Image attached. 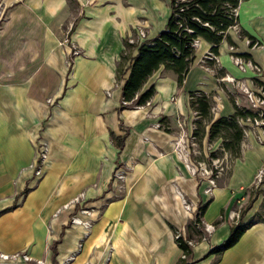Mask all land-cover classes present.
I'll return each mask as SVG.
<instances>
[{
    "label": "crops",
    "instance_id": "obj_1",
    "mask_svg": "<svg viewBox=\"0 0 264 264\" xmlns=\"http://www.w3.org/2000/svg\"><path fill=\"white\" fill-rule=\"evenodd\" d=\"M67 1L0 0V252L26 250L53 264L52 244L57 242L55 264L72 253L67 264H175L182 250L174 228L184 235L197 205L209 201L202 221L213 228L207 239L193 244L190 264H212L215 256L204 255L228 236L230 212L245 205L243 191L264 164V144L249 134L222 180L212 185L200 178L188 166L194 119L189 92L199 90L212 98L214 119L234 111L230 96L244 104L233 85L221 78L228 74L257 86L261 77L241 72L230 55L249 53L264 71V47H250L233 29L243 27L264 41V0L239 3L238 24L228 29L234 50L223 39L218 62L206 61L211 44L199 39L181 87L174 73L160 67L141 89L155 85L149 103L123 110L124 81H116L123 39H135L133 30L149 23L154 28L147 30V38L154 37L165 26L169 0L159 26L153 24L152 0H129L122 9L76 0L75 13ZM74 16L79 19L70 38L82 54L69 68L68 51L59 46L57 35L62 22ZM136 52L133 48L131 57ZM162 116L169 132L157 126ZM110 132L126 133L122 149L113 144ZM181 134L180 147L176 142ZM41 143L46 157L36 175ZM197 145L206 155V134ZM118 165L126 170L124 191L112 196ZM25 188L29 190L23 195ZM81 192V205L93 210L88 234L69 222L80 206L69 202ZM256 210L252 206L244 220ZM216 264H264V221L249 227Z\"/></svg>",
    "mask_w": 264,
    "mask_h": 264
},
{
    "label": "trees",
    "instance_id": "obj_2",
    "mask_svg": "<svg viewBox=\"0 0 264 264\" xmlns=\"http://www.w3.org/2000/svg\"><path fill=\"white\" fill-rule=\"evenodd\" d=\"M241 1L243 0H169L170 12L165 26L154 37L141 42H130L129 36L125 37L123 39L124 50L120 53V60L117 62L116 68V81L122 79L124 81L121 86L119 110L143 106L153 97L156 92L154 84H151L144 91H141V89L148 78L160 67L163 68L162 72L170 71L174 73L177 86L181 87L184 77L196 57V48L193 45L195 40L203 39L210 43L209 51L216 55L218 54L219 44L223 39H226L230 46L236 47V44L228 35V29L238 24L236 9ZM78 19L79 17L72 22L68 36L74 31ZM238 35L242 39H248L250 47L254 45L264 47V41L259 40L243 27H239ZM133 48H136L137 52L131 57ZM235 54L250 58V54L246 52H236ZM128 59L130 63L124 69L122 67L123 62ZM68 60L70 68L73 62L71 54L68 56ZM126 72L127 76H124ZM256 83L264 87V74L262 78L256 80ZM189 96L190 107L197 112V118L192 121L194 124L192 131L194 140L202 143V138L206 134L207 143L218 142L217 149L209 153L210 158L221 157L224 152H227L231 165L232 161L240 155L241 144L244 140V132L239 119H244L252 114V111L237 105L230 96L234 111L214 119L211 111L214 102L209 95L196 90L189 92ZM166 120V116L159 119V128L169 132L170 129L167 127ZM206 125H208L207 131L205 129ZM126 133L118 136L110 132V138L119 150L124 146ZM189 155L194 162L204 160L210 163L209 157L204 158L203 154L196 157L191 149ZM213 172H215V169H213ZM225 173L228 174L229 169ZM214 175L215 173H213ZM250 187L243 191V194L247 195V199L249 197L248 189L252 188ZM28 190L29 188H25L22 194L25 195ZM253 200L247 204L245 203L240 208L238 219L231 221L228 236L220 244L212 246L204 255V257L215 256L212 264H216L223 252L235 245L249 227L257 222L264 221V207L256 210L252 216L244 220L246 212L254 202ZM208 202L197 205L193 217L185 226L184 235L174 228L175 242L185 255V258H180L178 261L184 264H190L193 261L192 244L208 237V232L204 230L202 221ZM220 221L221 218L217 219L213 222V225H217ZM56 243L52 244L53 264H55Z\"/></svg>",
    "mask_w": 264,
    "mask_h": 264
},
{
    "label": "built area",
    "instance_id": "obj_3",
    "mask_svg": "<svg viewBox=\"0 0 264 264\" xmlns=\"http://www.w3.org/2000/svg\"><path fill=\"white\" fill-rule=\"evenodd\" d=\"M144 36H145V34H144L143 30L141 28H139L138 33H137V38L143 39ZM67 37H69V36H67ZM246 40H247V42H249L248 39H246ZM129 41L130 42H136L137 39L131 38ZM198 41H199V39L195 40L193 45L196 46ZM254 46H256V45H254ZM234 48L235 47L230 46V50H234ZM76 52H77L76 50H73V53H76ZM230 58H231L232 62L235 64V66L241 72L251 71L255 75L262 78L264 71L261 69V67L257 63L253 62L249 58H245V57L237 55L235 53H232L230 55ZM203 59L204 60H213L215 62H218V56L216 54L210 52V51L206 52ZM68 65H69V62H68ZM221 79L223 81H226L227 83H230L231 85H233L234 94H237V95L240 94L243 97L244 104L239 105V106H243V107L252 111V114L246 116L244 119H239V123L243 128L244 139L247 136H249V134H252L254 136V138L260 144H264V87L262 85L257 84V86H255V88H251L250 86H248L246 84V82L244 80L236 79V78H234L228 74L223 76ZM148 103H149V101H147L146 104H144V105H147ZM214 108L215 107L213 106L211 111L214 110ZM193 115H194V119L197 118V112L193 111ZM157 126H159V123H157ZM179 126L182 128L181 123H179ZM192 129H194V124H192ZM183 135L184 134L180 135V139L177 140L176 146L178 145L181 147V145L183 143L182 142ZM194 139L195 138L191 134L189 137V140H188L189 144H190V149L192 150L193 154H199V155L203 154L202 151L197 149L198 145H197L196 140H194ZM218 145H216V147H214V143H207V145L204 148L206 155H204V154L203 155L206 158L207 157L210 158L209 153L211 151H214L215 149H217ZM190 149L188 150V155H189ZM37 157H38V161H37L38 164L36 166L35 174L39 175V173H40L39 167H40L41 163L43 162L44 158L46 157V147L42 143L39 144V146L37 148ZM228 157H229V155L227 154V152H224L221 157L210 158V163H208L207 161H204V160H199V161L194 162V161H192V159L189 156L188 166L196 175H199L205 179H208L210 181V184L214 185L216 178L219 177L221 174H223L225 171H227L230 168V162H229ZM213 169H215V172H213ZM263 172H264V164L257 171V173L254 177L253 182H257V184L251 188L254 192L259 189L258 184L261 181V178L263 176ZM213 173H215L214 176H213ZM125 175H126L125 168H123L121 165L120 166L118 165L117 168L115 169L114 173H113V177H112V181H111L113 184V187L111 189V193H112L111 195L112 196L113 195L116 196L117 195L116 193L120 194L124 191ZM263 185L264 184H262V186L260 188L261 193H259V197H260V200L264 202V187H263ZM83 200H84V193L81 192L79 195L75 196L71 200V202H69L70 205L80 204L79 208L71 215L69 222L72 225L82 226L85 230V234H88V232L90 231V228L92 226V219L89 216L93 210L91 208H89L86 204L81 205ZM186 207L189 208V206L187 204H186ZM239 212H240L239 208L233 209L229 215L233 220H237L239 217ZM83 216H85V217H83ZM203 227H204V230L207 232L213 228V226H211V225H204V224H203ZM189 243L192 244L191 242H189ZM73 258H74V253L70 254V256L66 260H64V262L56 263V264H67ZM180 258H185V255L183 254V252H182V255ZM0 264H48V263L44 259L33 258L29 254L28 251L24 250V251H18V252H14V253H10V254L0 252ZM175 264H184V263L177 261Z\"/></svg>",
    "mask_w": 264,
    "mask_h": 264
},
{
    "label": "rangeland",
    "instance_id": "obj_4",
    "mask_svg": "<svg viewBox=\"0 0 264 264\" xmlns=\"http://www.w3.org/2000/svg\"><path fill=\"white\" fill-rule=\"evenodd\" d=\"M94 1V0H93ZM68 7L70 8V12L75 13L76 12V8L78 7V4L76 3V0H68ZM97 3L98 6L101 7H112L113 5L116 6V8H127V6L129 5V0H98V1H94V4ZM151 5H152V9H153V24L155 26H159L160 23L165 19L168 11H169V7H168V1L167 0H152L151 1ZM74 17H70L69 19H67L66 21L62 22V24L59 26V31H58V42H59V46L63 47L66 51H68V55H67V60H68V56L71 54L73 56V59L82 54L81 49L79 48L78 44L75 41H72L70 36H68L69 31L71 29L72 26V22L74 21ZM152 27V24H146L145 27H139L143 30L145 36L143 37V40H145L148 36V29ZM134 29V34L132 33L131 36L137 40H140V38H137V33H138V29ZM154 28V27H152ZM238 26H236V28H233L236 32H238ZM67 35V36H66ZM63 42V43H62ZM200 42L198 41V43L196 44L195 48H197L199 46ZM73 50H76V53H73ZM67 54V52H66ZM69 62V60H68ZM232 97V96H231ZM196 157L200 156L199 154H194ZM194 156V157H195ZM204 158H206L204 156ZM222 174L220 175V178H216L217 180H222L224 177L222 176ZM200 178H203L202 176H199ZM257 184V182H253L251 184V187H254ZM262 184H264V172H263V176L261 178V181L258 184V190L257 191H253L251 189H248L249 192V197L248 199H246V204L248 202H250L251 200H253L255 198V200H253L254 202L252 203V206L258 207V209H261L264 207L263 205V201L260 200L259 197V193H261V186ZM250 187V188H251ZM264 187V185H263ZM251 190V192H250ZM251 206V207H252Z\"/></svg>",
    "mask_w": 264,
    "mask_h": 264
}]
</instances>
